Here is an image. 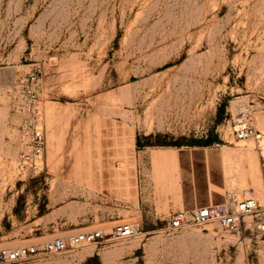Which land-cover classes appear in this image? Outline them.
<instances>
[{"label":"rangeland","instance_id":"1","mask_svg":"<svg viewBox=\"0 0 264 264\" xmlns=\"http://www.w3.org/2000/svg\"><path fill=\"white\" fill-rule=\"evenodd\" d=\"M31 72L45 137L36 177L18 169L27 115L20 87ZM240 106L263 139L230 135ZM263 142L264 0H0V249L38 250L4 264L71 256L89 264H264V237L244 231L236 239L215 221L170 230L175 213L197 208L183 210L174 198L156 203L146 177L134 175V197L114 185L126 158L148 170L149 149L173 148L186 158L177 164L181 195L205 197L206 182L195 188L193 174L220 178L221 154L242 148L256 153L259 177L232 161L210 206L222 209L242 189L263 204ZM71 205L93 224L40 235L41 216L49 210L55 219ZM17 221L31 239L7 242ZM122 224L135 234L117 239L112 231ZM95 230L103 239L94 245L39 250Z\"/></svg>","mask_w":264,"mask_h":264},{"label":"built area","instance_id":"2","mask_svg":"<svg viewBox=\"0 0 264 264\" xmlns=\"http://www.w3.org/2000/svg\"><path fill=\"white\" fill-rule=\"evenodd\" d=\"M37 73L31 72L26 77L25 84L20 87V94L26 101V118L23 120V149L19 154L18 169L24 173H30L36 177L42 171L43 149L45 137L42 125L39 122V111L37 109L38 95L35 90ZM230 135L235 140L254 141L261 140L262 133L253 127L250 110L245 106H240L231 120L229 127ZM219 143H214L212 147L218 148ZM251 190L242 189L239 193H231L222 209L206 205L193 210L187 214L185 212L175 213L168 221V228L176 230L188 224L203 225L207 222L215 221L225 232L231 234L236 239L248 231L256 237H264V203H258L251 195ZM251 217V222L246 226L242 218ZM136 229L131 225L122 224L113 228V235L117 239L131 237ZM103 239V233L95 230L87 233H76L71 235L67 242L60 238H55L43 244L39 250L46 253L63 252L70 247L81 245H94ZM38 250L34 247L0 249V264L11 263L19 259L35 255Z\"/></svg>","mask_w":264,"mask_h":264},{"label":"crops","instance_id":"3","mask_svg":"<svg viewBox=\"0 0 264 264\" xmlns=\"http://www.w3.org/2000/svg\"><path fill=\"white\" fill-rule=\"evenodd\" d=\"M133 142V135H130L128 137L127 144L131 150H133ZM148 152V158L150 162V167L148 170L141 164H136L135 167V160L132 159V157L131 159H125L127 163L126 166L122 165L119 168L114 169V185H116L117 190L134 197L136 194V179L146 177L149 181V186L152 187V192H154L155 195H159V198L155 201L156 203L164 202L163 199L174 198L175 200H180L179 204L183 210L190 211L193 208L211 205L213 202H216L213 200L214 198L212 196V191L214 189H218L221 186L224 187L225 184H227L226 181L228 175L226 171L224 154L222 153L219 161L221 169L220 178H214L210 172H207L205 176L200 175V173L193 174V186L197 188L200 187L202 183L206 182L208 194L205 197H187L184 193L181 195L179 185V178L181 175H179L177 172V164L179 162L181 164V162H184L186 158L179 155V153H177L173 148H163L157 150L149 149ZM134 175H136V179L134 178ZM92 177L94 179V174H92ZM202 179L205 181H202ZM71 206L72 207H67V209H64L63 213L58 211L57 213L60 212V214L55 219H51L50 216L52 213L51 211L49 212V210L43 216H41L39 219L44 218V223L41 222L40 224L35 225V228L40 231V235H52L59 231L65 230L76 231L79 229L88 228L91 226V224H93L92 221L87 219V215L82 213V210H77L75 206ZM57 221H59V223ZM6 232L7 235H10V239L7 242H23L24 240L26 241L31 239H23V236L25 235L24 222L17 221L16 225L11 226L9 231ZM76 254L78 255L79 253ZM88 262L89 261L87 257L79 260L77 257L71 256L53 259L50 262H47V264H89Z\"/></svg>","mask_w":264,"mask_h":264},{"label":"bare ground","instance_id":"4","mask_svg":"<svg viewBox=\"0 0 264 264\" xmlns=\"http://www.w3.org/2000/svg\"><path fill=\"white\" fill-rule=\"evenodd\" d=\"M262 139H263V137H262ZM263 155H264V142H263ZM224 160H225V164H226V171H227V173L230 171L229 164L232 161L237 162L241 166H243L244 163L247 162L249 168L250 169H254L256 171V173H251L250 176L251 177H254V178L259 177L258 176V159H257V155H256V153L254 154V152L248 154V149L247 150H244L242 148L241 149H233V148L230 149V148H226L224 150ZM239 178H240V181L242 183L245 182L246 172H245V170H243V168H242L241 175H240ZM257 180L259 181V183L261 182V180L259 178ZM257 190L259 191V194L262 196V194H261L262 193L261 183L259 184ZM250 193L252 194L253 192H250ZM262 197L264 198V196H262Z\"/></svg>","mask_w":264,"mask_h":264}]
</instances>
